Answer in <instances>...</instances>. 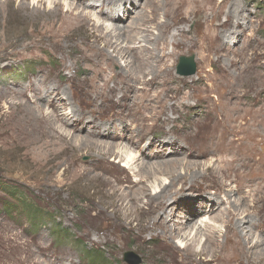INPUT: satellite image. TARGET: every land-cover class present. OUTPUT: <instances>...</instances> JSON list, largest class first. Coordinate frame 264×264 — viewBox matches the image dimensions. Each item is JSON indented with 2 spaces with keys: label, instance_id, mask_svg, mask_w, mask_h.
<instances>
[{
  "label": "rangeland",
  "instance_id": "obj_1",
  "mask_svg": "<svg viewBox=\"0 0 264 264\" xmlns=\"http://www.w3.org/2000/svg\"><path fill=\"white\" fill-rule=\"evenodd\" d=\"M75 1L79 9L91 2ZM144 1L86 5L100 21L121 27L122 48L115 51L92 15L66 25L63 7L55 16L45 4L31 11V0L26 9L19 0L0 1V264H184L193 241V260L212 256L199 264H218L223 254H234L232 264H264V253L251 246L258 236L257 248L264 247V0H152L142 8ZM215 34L217 52L208 48ZM127 46L161 57L125 54ZM182 55H193L192 74L176 72ZM57 92L66 107L58 109L72 113L48 106ZM78 113L93 114L102 128L92 134V116L83 122ZM239 124L231 143L240 153L249 146L250 158L223 143L221 129ZM112 130L142 154L136 163L178 166L140 179L114 155L66 135L101 141ZM160 143L161 151L151 148ZM186 160L195 163L185 173ZM163 179L171 181L169 202L177 203L171 213L139 188ZM164 211L171 215L167 230L154 223ZM201 218L218 232L201 226L190 233ZM239 233L249 240L246 255L226 247L227 240H243ZM177 239L182 244L175 247Z\"/></svg>",
  "mask_w": 264,
  "mask_h": 264
},
{
  "label": "bare ground",
  "instance_id": "obj_2",
  "mask_svg": "<svg viewBox=\"0 0 264 264\" xmlns=\"http://www.w3.org/2000/svg\"><path fill=\"white\" fill-rule=\"evenodd\" d=\"M1 1V0H0ZM6 3H10L12 0H4ZM28 1L29 0H19V4H20V8H22V9H26V8H29V5H28ZM32 1V7L30 8V9H33V10H31V11H34L36 14H37V12H39L38 11V7L40 6V5H46V8H48L49 9V11L47 12L48 14H53V13H55L56 15L55 16H57L58 15V12H59V9H60V7H63V10H64V14L61 12V14H63V16H64V19H65V22H66V25H68V23H67V19H72V20H74V19H76L77 20V18L78 19H88V18H90L91 17V15L92 16H94L95 18H94V22H95V25L94 26H96V29L97 30H101V32L104 34V35H107V36H111V38L113 39V41L112 42H110V40L108 41V43H109V46L111 47H113L112 48V51H115V50H120L121 48H122V43H123V40H120L121 38H122V36L124 35V34H122L120 31H119V29H121V27H119V24H117V23H105V22H103V21H100V19H98L99 17H97L96 15H93V14H91V13H89V11L87 10L88 8H87V6L86 5H88V6H93V5H95V4H99L100 6L101 5H106V3H105V0H90L91 2L90 3H88V4H86V5H81V9H79V4H78V1H75V0H31ZM82 1L83 0H81V2L80 3H82ZM130 1H132V0H130ZM134 2H137L138 0H133ZM147 1V2H146ZM206 1V0H205ZM211 1V0H210ZM154 2V1H153ZM207 2V1H206ZM145 3H148L149 5L152 3V0H150V2H148V0H145L144 1V3H143V6H141L142 8L144 7V5H145ZM139 4H140V2H139ZM120 7V6H119ZM146 9V8H145ZM144 11V10H143ZM146 11V10H145ZM75 12V13H74ZM135 12V11H134ZM2 13V12H1ZM114 14V16L113 17H118V15H117V13H113ZM140 15V14H139ZM147 15V14H146ZM156 17V16H155ZM106 18H112V15L110 16H107ZM106 18H105V20H106ZM138 18V14H137V16H136V18L135 19H133L130 23H129V26L132 28V30L134 29V27H136V26H138V22L136 21V20H138L137 19ZM142 19V18H141ZM151 19H152V17H151ZM144 20H145V18H144ZM62 21H63V19H62ZM146 21V20H145ZM107 22V21H106ZM202 22V21H201ZM203 24V23H202ZM157 25H163L162 24V22L161 23H159L158 22V24ZM67 28V27H66ZM129 28V27H128ZM116 29H118V32L116 33ZM130 29V28H129ZM208 34V33H207ZM199 35V34H198ZM130 36H133V35H130ZM129 36V37H130ZM216 36H217V34H215V35H212V39L214 38V40L212 41V42H210L209 43V46H208V48H214L215 50H216V52H217V50H218V48H216L215 47V44H214V41H215V38H216ZM210 38V39H211ZM128 39V38H127ZM138 39V38H137ZM173 42V41H172ZM132 43H135V41H133ZM134 49H137V51H138V53L139 54H144L143 52L145 51V54L144 55H146V57L147 58H153V56L152 55H155V54H153V51L152 50H149L148 49V47H145V46H127V50H126V52H125V54H131L130 53V51L132 50V51H135ZM130 50V51H129ZM121 51H123V49L121 50ZM136 51V52H137ZM140 51V52H139ZM146 51L147 52H150V53H146ZM148 54H150L149 56H147ZM124 55V54H123ZM108 56V55H107ZM173 56V55H172ZM155 57H158V58H160L161 56L160 55H155ZM154 57V58H155ZM146 58V59H147ZM139 63H137L138 64V66H139V68L143 65V61H141V60H137ZM160 61V60H159ZM158 62V61H157ZM150 65V64H149ZM137 66V67H138ZM159 67V66H158ZM145 68V67H144ZM154 68V67H153ZM152 69V68H151ZM139 70V69H138ZM140 73V75L139 76H137V78H142V77H144V74H145V72H142V71H140L139 72ZM138 73V74H139ZM153 78V77H152ZM139 79V80H140ZM157 79V78H156ZM136 80V79H135ZM138 80V79H137ZM138 80V81H139ZM137 81V82H138ZM142 82L143 83H145L146 82V80L144 79V80H142ZM154 82V81H153ZM119 85V84H118ZM146 85V84H145ZM123 89L125 90V91H128L129 90V86L128 85H123ZM53 90H54V88H53ZM45 91H47V90H45ZM48 94V93H47ZM35 95V94H34ZM124 95V94H123ZM97 96V95H96ZM125 96V95H124ZM62 99V96L60 97V95H59V93L57 92V93H55V95L54 96H51V97H49V99H48V106L49 107H51L53 110H56V109H58V108H62V109H65L66 107H65V105L62 103L61 104V99ZM69 98V97H68ZM94 99H96V98H94ZM133 104V103H132ZM58 111H60V112H58ZM58 111L56 112V113H58V114H70V113H72V110L70 109V110H67V112H61V110H59L58 109ZM164 112V111H163ZM74 113V112H73ZM81 113V112H80ZM223 113V112H222ZM90 115L92 116V134H93V132H94V130L96 131H99V129H101L102 127H101V125H98V123L97 122H95L94 123V121H95V118L96 117H94L93 116V114H91L90 113ZM88 116V115H87ZM87 116H85L84 114H79L78 113V115H77V117L79 118V119H84L83 120V122H85L86 120H88L90 117H87ZM170 117V116H169ZM163 118H165V117H163ZM238 118V117H237ZM91 119V118H90ZM229 119V118H228ZM168 120V119H167ZM235 120V119H234ZM37 120H35V122H36ZM229 121V120H228ZM233 121V120H232ZM223 123V122H222ZM222 123H218V125H220V124H222ZM168 124V123H167ZM238 124V123H237ZM166 125V124H165ZM232 125V124H231ZM168 126V125H167ZM174 126V125H173ZM225 126H227L226 124H225ZM233 127V126H232ZM231 126L228 128H222L221 129V133H223V139H224V142L223 143H227V145L229 146V147H231L232 148V150L231 151H233V152H235L236 154H238V155H241L243 158H250V156L249 155H247L246 154V150L247 149H249L250 147L249 146H242V148L244 147V150L242 149V152L240 153V152H238L239 151V148H233V145H232V143L231 142H233V141H235L237 138L235 137V136H237V133H238V131L240 130V127H241V125L239 124V125H237V127L236 128H232ZM168 128V127H167ZM110 129V128H109ZM110 131V130H109ZM109 133V132H108ZM103 134V133H102ZM66 135H68V136H70V140L72 141V142H78L79 144H83V145H89V146H98L99 148H97V152H99V153H101L100 155H114V157L115 158H117L118 159V161H123V166L124 167H126L127 169H129L130 171H131V173H132V175L134 176V175H137V176H139V178L140 179H143V178H147V177H149V176H154V175H156L157 173L159 174V173H169V172H172V171H175V168L178 166L177 165V162H175L174 164H172L171 162V164H169L168 165V167L164 164V165H159L160 163H158L157 165L156 164H154V165H149V162H148V160L146 159V161H142V159L143 158H141V163H136V160L139 158L138 156L139 155H142V154H138L137 152H136V150H134L133 148H131L130 147V145H127V144H125V143H122V142H120L118 139H121L122 138V136H120V135H117L116 137H112V136H114V130H112V132L111 133H109V136L110 137H108V139L107 140H101V141H99V140H95V139H92V140H88V139H86V138H80V137H78L77 135H73L70 131H68V132H66ZM104 135V134H103ZM105 136V135H104ZM118 141H117V140ZM78 144V145H79ZM250 144V143H249ZM163 146H164V143H160L159 144V146H151V148H155V149H157L158 151H161V149L163 148ZM87 147V146H86ZM150 148V144L149 143H147L146 144V149H149ZM157 150H154V151H157ZM229 152H231L230 150H228ZM248 151V150H247ZM176 153L177 154V152H175V151H170L169 153L170 154H172V153ZM199 152H197V154H198ZM157 152L155 153V155L157 156ZM189 156H192V157H194L195 155L192 153V152H190L189 153ZM50 160V159H49ZM167 160H169V159H167ZM167 160H165V161H163V162H166ZM172 160V159H171ZM162 162V161H161ZM162 162V163H163ZM186 162H187V164L188 165H186L185 167L186 168H183L184 169V172L186 173V172H188L191 168V166L192 165H190V164H192L191 162H193V163H195V161H190V160H186ZM136 167L138 168V169H136ZM208 167H206V169H207ZM203 169H204V167H203ZM212 177V176H211ZM214 177V176H213ZM212 177V178H213ZM178 178H180V176L179 175H176V179H178ZM183 178V177H182ZM181 178V179H182ZM130 179V178H129ZM134 184L135 185H137V182H134ZM171 184V181H166L165 179H163V181L162 180H159L157 183H155L154 182V185H151L150 186V188L148 189V186H147V189H144V187L143 186H139V188H140V192H141V195H144V196H150V201L151 202H153V199L154 200H158L159 202H158V204L159 203H161V205H159V206H162L161 208H163V206L166 204L167 205V208L169 207L170 208V213L172 212V209H173V207H176L177 206V203H176V200L175 199H172L171 200V198H170V200H171V202H169V198L167 197L169 194H167L168 193V187H169V185ZM219 188V187H218ZM118 189V187L115 185V186H113L112 187V189H111V191L112 192H115L116 190ZM131 195V194H130ZM172 195V194H171ZM160 198V199H159ZM168 199V201H167V203H166V201H165V199ZM138 201V198L137 199H133L132 198V200H131V203H135V202H137ZM161 201V202H160ZM216 201H217V199H216ZM169 202V203H168ZM154 204H155V202H154ZM158 204H156V205H158ZM208 204V203H207ZM186 209L187 210H189L190 212L192 211V213H196L197 212V210L198 209H195V208H192V207H190V208H188L187 206H186ZM212 209H213V207H212ZM165 210V209H164ZM157 211V210H156ZM161 211H162V209H161ZM170 213H167L166 211H164V212H162V214H161V217L159 218L158 217V215L159 214H154L155 216H157V218H156V220H155V222L154 223H157V224H159V225H161L162 227H164L166 230L167 229H169V227H168V224L166 223L167 222V220L168 219H170ZM153 215V214H152ZM193 215H190V216H188V217H190V219L189 220H192L193 219V217H192ZM219 216V215H218ZM197 217V216H196ZM212 219V218H211ZM188 220V219H187ZM223 220V219H222ZM187 222V221H186ZM242 222H244V220H242L241 218L238 220V223H239V225H241V223ZM190 224V223H189ZM239 225H237V227L239 226ZM201 226H203L205 229H207V230H209L211 233H213V234H215V233H217L218 232V228H217V226L215 225V224H213V223H211L210 222V220L209 219H202L201 218V220L200 221H197V220H193L192 221V224H191V229H190V233L192 232V230H194V232L193 233H197L198 232V230L199 229H201L202 230V228H201ZM251 226V225H250ZM246 227H248V226H246ZM182 229V228H181ZM242 230V229H241ZM247 230H249V228L247 229ZM171 231H174V227L173 228H171L170 229V232ZM168 232V231H167ZM180 232V229H177L176 230V233L178 234ZM210 232L208 233V234H210ZM189 233V234H190ZM238 234V233H237ZM240 234V236H242V233H239ZM167 235V234H166ZM171 235H172V233H171ZM195 235V234H194ZM197 235V234H196ZM169 235H167V237H168ZM174 236V235H173ZM179 236L180 237H187L188 235H187V233H183V234H179ZM190 236V235H189ZM208 236V235H207ZM206 236V237H207ZM179 237V238H180ZM192 237V236H191ZM210 237V236H209ZM215 237V236H214ZM171 238H172V236H171ZM241 238H243V240H241V241H243L244 242V244H242L241 243V241L238 239V240H227L226 241V247H228V248H232V249H234V250H236L238 253H243L244 255H246V253H244V250L245 249H243L246 245H248L249 244V240L247 239V241L245 240V238H247V237H245L244 238V236H242ZM256 238L257 239H254L253 241H251V246H253V249L255 248V251H257L258 253H264V247L262 246V247H260V248H257L258 246H260V244H261V240H258V236H256ZM170 239V238H169ZM192 239V238H191ZM206 240V239H205ZM207 240H208V237H207ZM193 241V240H192ZM210 241V240H209ZM212 241H215V239H213ZM193 243H194V241H193ZM193 243H188V244H186V246H185V254L187 255V257H188V261H186V262H184L183 261V263L184 264H199V263H201L202 261H204V263H208V261H212V256H211V258H207V259H203L202 258V260H193L192 259V257L190 256V253H192V249H193ZM205 243V242H204ZM208 243H210V242H208ZM173 244H174V246L176 247V246H181V244H182V240H176V241H174L173 240ZM196 245V244H195ZM250 246V247H251ZM184 247V246H183ZM210 247H209V244H208V246L207 245H203L202 246V248L200 249V252L201 251H203L204 253H205V251H209L210 249H209ZM248 248V247H247ZM257 248V249H256ZM230 251V250H229ZM196 253V252H195ZM208 253V252H207ZM200 254V253H199ZM194 255V254H193ZM208 255V254H207ZM206 256V255H205ZM216 256V255H215ZM214 256V257H215ZM236 256V255H235ZM200 257V256H199ZM213 257V258H214ZM238 257V256H237ZM255 258V257H254ZM233 259H235V257H234V254L232 255V254H223V257H222V259L221 260H219V262H222L221 264H232V261H233ZM219 262H218V264H219ZM234 262V261H233ZM247 262V261H246ZM250 263V262H249ZM203 264V263H202ZM251 264V263H250Z\"/></svg>",
  "mask_w": 264,
  "mask_h": 264
},
{
  "label": "water",
  "instance_id": "obj_3",
  "mask_svg": "<svg viewBox=\"0 0 264 264\" xmlns=\"http://www.w3.org/2000/svg\"><path fill=\"white\" fill-rule=\"evenodd\" d=\"M194 71H195V62H194L193 55L180 56L178 63L176 65V72L182 75H189V74H192ZM125 258L129 259L128 253H125Z\"/></svg>",
  "mask_w": 264,
  "mask_h": 264
}]
</instances>
